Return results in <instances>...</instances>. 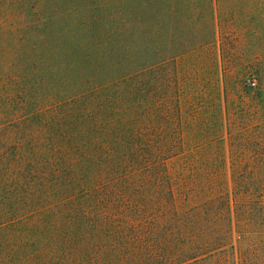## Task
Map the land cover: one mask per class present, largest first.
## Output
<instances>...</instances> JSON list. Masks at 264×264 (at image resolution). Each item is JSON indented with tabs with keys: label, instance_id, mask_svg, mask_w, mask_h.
I'll use <instances>...</instances> for the list:
<instances>
[{
	"label": "trees",
	"instance_id": "trees-1",
	"mask_svg": "<svg viewBox=\"0 0 264 264\" xmlns=\"http://www.w3.org/2000/svg\"><path fill=\"white\" fill-rule=\"evenodd\" d=\"M25 3L0 117V264H264L263 166L234 195L216 161L227 74L210 98L177 63L173 90L156 76V32L160 57L182 45L157 0Z\"/></svg>",
	"mask_w": 264,
	"mask_h": 264
},
{
	"label": "rangeland",
	"instance_id": "rangeland-1",
	"mask_svg": "<svg viewBox=\"0 0 264 264\" xmlns=\"http://www.w3.org/2000/svg\"><path fill=\"white\" fill-rule=\"evenodd\" d=\"M26 1L0 0L2 121L8 120L9 116L7 85L14 63V38L25 35V21L34 19L28 14ZM67 4L70 6L71 2ZM167 4L164 8V2L157 0L156 25L169 21L173 31L182 34V45L179 47L174 37H169L166 56L160 57L163 39L158 35L159 31L156 32L155 61L161 65L158 63L162 61L161 58L167 59L165 71L157 66L156 76L169 75L168 84L173 90L172 72L177 63L182 72H189L185 78H180V82L184 80L187 85L197 84L198 91L210 98L216 91L214 83L218 82L221 72L227 74L230 81L226 99L223 100V94L215 96L222 99L218 109V129L223 137L216 161L221 165L229 189L233 187L235 195L237 181L245 170L253 176L255 166L260 163L264 177V0H170ZM210 10H214V33ZM172 17L179 23H172ZM188 46V53L176 59V51ZM252 80L256 85H250ZM159 84L157 78V87Z\"/></svg>",
	"mask_w": 264,
	"mask_h": 264
},
{
	"label": "built area",
	"instance_id": "built-area-1",
	"mask_svg": "<svg viewBox=\"0 0 264 264\" xmlns=\"http://www.w3.org/2000/svg\"><path fill=\"white\" fill-rule=\"evenodd\" d=\"M249 83H250V85H256L255 80H252V81H250Z\"/></svg>",
	"mask_w": 264,
	"mask_h": 264
}]
</instances>
